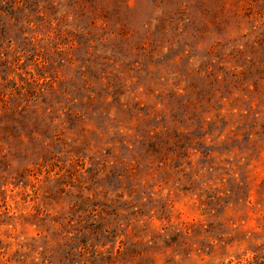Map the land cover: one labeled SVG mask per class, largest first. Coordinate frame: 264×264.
Here are the masks:
<instances>
[{"label":"rangeland","instance_id":"374dc122","mask_svg":"<svg viewBox=\"0 0 264 264\" xmlns=\"http://www.w3.org/2000/svg\"><path fill=\"white\" fill-rule=\"evenodd\" d=\"M0 264H264V0H0Z\"/></svg>","mask_w":264,"mask_h":264}]
</instances>
